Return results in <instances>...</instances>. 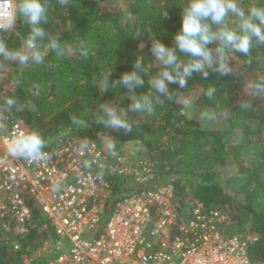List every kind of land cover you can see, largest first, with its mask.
<instances>
[{
    "label": "trees",
    "instance_id": "1",
    "mask_svg": "<svg viewBox=\"0 0 264 264\" xmlns=\"http://www.w3.org/2000/svg\"><path fill=\"white\" fill-rule=\"evenodd\" d=\"M123 1L119 5L115 0H65L61 5L58 0H48V22L44 27L49 38L63 45L65 54L58 55L45 41L42 48L45 60L40 65L30 62L22 66L13 57L0 56V72L4 74L0 84L3 113L41 132L49 143L45 150L55 149L61 140L71 138L117 146L143 141L149 158L157 164V176L148 187L172 184L181 213L190 212L198 203L221 210L226 215V234L258 236L256 241L249 242V256L255 263H263L264 100L257 96L249 99L247 83L264 75V50L253 51L250 65L239 53L235 54L230 58V75H222L214 64L207 77L194 72L186 87L170 83L171 98L161 96L153 113H128L132 123L130 133L104 127L96 120L102 104L111 103L127 110L131 101L123 88L101 92L97 80L109 72L110 79L118 80L124 72L132 70L137 57H143L148 67L155 59L150 51L154 39L172 46L185 2ZM28 30L23 20L18 19L15 28L10 33H0V38L11 50H16L22 47ZM217 43L210 45L214 57ZM84 49L87 56L81 54ZM178 57L182 62L188 60L185 54L178 53ZM161 67L157 62L152 67L153 74ZM144 79L147 81L148 76ZM210 87L215 89L211 98L206 95ZM150 91L147 83L136 89L138 95ZM183 93H194L193 103L199 114L223 113L228 125L215 128L190 117L181 102ZM10 95L18 98L23 110L8 115L3 101ZM73 116L84 120L86 126L73 124ZM234 124L242 125L246 139L255 137L251 140L254 153L249 159L229 143ZM230 163L235 165V172L227 179L221 178L220 171ZM108 179L112 192L103 223L124 194L143 188L121 176ZM49 236L55 237L49 220L33 206L30 231L20 239L19 249L0 237V264H47L53 257L51 251L44 249L37 257L32 253L44 246Z\"/></svg>",
    "mask_w": 264,
    "mask_h": 264
},
{
    "label": "built area",
    "instance_id": "2",
    "mask_svg": "<svg viewBox=\"0 0 264 264\" xmlns=\"http://www.w3.org/2000/svg\"><path fill=\"white\" fill-rule=\"evenodd\" d=\"M15 4L0 0V10ZM15 126L28 128L0 106V237L13 248L29 233L36 206L55 236L43 244L53 253L47 264H257L248 249L257 235L226 234V215L202 203L181 213L170 183L149 188L157 176L150 158L132 161L97 141L82 152L71 138L46 150L48 159H16L6 151ZM114 175L143 188L124 194L103 223Z\"/></svg>",
    "mask_w": 264,
    "mask_h": 264
},
{
    "label": "clouds",
    "instance_id": "3",
    "mask_svg": "<svg viewBox=\"0 0 264 264\" xmlns=\"http://www.w3.org/2000/svg\"><path fill=\"white\" fill-rule=\"evenodd\" d=\"M64 2L58 0L61 5ZM48 10V0H19L17 4L0 10V33H10L18 19H22L29 29L22 47L16 50H11L0 38V56L13 57L22 66L30 62L40 65L45 60L42 51L45 41L58 55H64L63 45L47 36L44 25L48 22ZM163 15L167 17L168 13ZM213 43H217L215 57L210 48ZM261 46H264V0H252L250 3L243 0H185L181 26L174 34L172 46L154 39L150 51L155 59L148 67H145L143 57H137L132 70L124 72L118 80L110 79V72L97 80L101 92L123 88L131 101L127 110L111 103L102 104L96 116L97 123L130 133L132 123L128 113H153L161 96L171 98L170 83L186 87L194 72L207 77L214 64L222 75H230V58L239 53L250 65L254 59L253 51L264 50ZM178 53L185 54L187 62H182ZM81 54L87 56V49ZM157 62L162 67L158 73L151 74L150 69ZM145 76H148L147 81ZM146 83L151 91L138 95L136 89L143 88ZM247 87L255 96L264 97V75L250 80ZM214 93L215 89L210 87L206 95L211 98ZM3 103L4 112L8 115L23 110L15 95L8 96ZM204 116L210 118L209 113H204ZM72 122L86 126V122L76 116L72 117ZM48 144L46 137L34 128L15 126L8 135L6 151L12 158L40 161L49 158L45 150ZM87 147V141L79 145L82 152ZM115 147V144L109 145L113 154Z\"/></svg>",
    "mask_w": 264,
    "mask_h": 264
},
{
    "label": "rangeland",
    "instance_id": "4",
    "mask_svg": "<svg viewBox=\"0 0 264 264\" xmlns=\"http://www.w3.org/2000/svg\"><path fill=\"white\" fill-rule=\"evenodd\" d=\"M115 1H117V3L119 5H123V2H124L123 0H115ZM153 71H154V69L152 68L150 70L151 74H153ZM3 78H4V74L2 72H0V84L3 82ZM251 96H255V95L251 92V90H249L248 98L250 99ZM194 97H195L194 93H183L181 95V102L185 105L186 111L190 117L197 118L200 121H202L204 124H207V125H209L211 127H215V128H224L228 125L227 124L228 120L224 116L223 113H218V112L214 111L212 113H209L210 118H206L204 116V114H199L194 107V103H193ZM258 98H261L260 100H262V99L264 100L263 97H258ZM234 127H235L234 131H233L232 135L229 137V143L237 146L240 150L243 151L244 158L249 159V157L254 153V148L252 145L253 142H251V140H255V137L253 135H251L249 137V139L248 138L246 139L242 135L243 127L241 124H234ZM263 129H264V126H263ZM100 144L104 147H107V148L110 145V144H107L103 141ZM111 144H113V143H111ZM115 146L118 149L124 150L128 154L129 158L132 161H135V160L137 161L141 158H143V159L149 158V153H148V150L145 146V143L141 140L128 141V142H125L124 144H122L120 146H117V145H115ZM235 170H236L235 165L233 163H230L226 169H222L220 171V176L223 179H227L228 177H230L235 172ZM231 193H233V192H231ZM248 236H250V235L247 234V235L243 236V238H247ZM43 247L44 246H41L39 248V250L34 251L32 253V256H34V257L39 256L40 253L44 250Z\"/></svg>",
    "mask_w": 264,
    "mask_h": 264
}]
</instances>
